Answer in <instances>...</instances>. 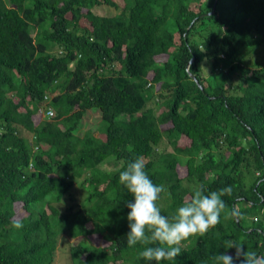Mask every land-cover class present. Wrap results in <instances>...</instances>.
<instances>
[{
  "label": "trees",
  "instance_id": "16d2710c",
  "mask_svg": "<svg viewBox=\"0 0 264 264\" xmlns=\"http://www.w3.org/2000/svg\"><path fill=\"white\" fill-rule=\"evenodd\" d=\"M136 156L163 215L232 188L159 264H213L227 240L264 255V0H0V264H156L126 241Z\"/></svg>",
  "mask_w": 264,
  "mask_h": 264
},
{
  "label": "clouds",
  "instance_id": "9594fccd",
  "mask_svg": "<svg viewBox=\"0 0 264 264\" xmlns=\"http://www.w3.org/2000/svg\"><path fill=\"white\" fill-rule=\"evenodd\" d=\"M50 115L48 111L44 116ZM145 165V159L136 156L119 171V182L133 197L132 202L126 203L129 209L127 245H144L138 258L147 262H174L182 252L183 241L192 236L205 235L220 222L221 213L226 208L222 196L231 195L232 188L227 186L219 191L206 193L203 185L195 187L175 213L166 216L157 204L160 194L166 191L165 186L153 183L145 171ZM229 215L232 218H240L239 208L234 206ZM13 227H23L22 220H13ZM224 248L235 249V254H215L212 257L213 264H237V261L239 264H264V255H258L254 250L246 251L243 245L236 241H225Z\"/></svg>",
  "mask_w": 264,
  "mask_h": 264
},
{
  "label": "rangeland",
  "instance_id": "374dc122",
  "mask_svg": "<svg viewBox=\"0 0 264 264\" xmlns=\"http://www.w3.org/2000/svg\"><path fill=\"white\" fill-rule=\"evenodd\" d=\"M114 2H117L120 4L121 0H112ZM118 7H114L110 3L103 2L102 4L96 5L93 7V11L97 14L103 15V14H114L118 11ZM153 105V104H152ZM155 110H157V106L154 105ZM159 111V110H158ZM100 118V113L99 111L91 110L88 112L87 116L84 117L83 123H82V128L83 129H88L89 127L93 126ZM184 140L181 141L183 143ZM169 145H167L166 142V137L163 139V142L159 146V150L161 151H166L169 150ZM114 166L111 163H105L102 165V168L104 170H110Z\"/></svg>",
  "mask_w": 264,
  "mask_h": 264
}]
</instances>
